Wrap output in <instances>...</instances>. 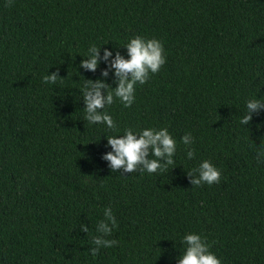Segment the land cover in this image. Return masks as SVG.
<instances>
[{
    "label": "trees",
    "instance_id": "obj_1",
    "mask_svg": "<svg viewBox=\"0 0 264 264\" xmlns=\"http://www.w3.org/2000/svg\"><path fill=\"white\" fill-rule=\"evenodd\" d=\"M135 35L159 39L166 63L130 107L107 106L114 129L89 124L81 76L105 65L85 72L81 56L90 44L125 54ZM48 70L63 79L44 83ZM255 97L264 0H0V264H175L186 232L221 264H264V111L240 123ZM145 127L172 134L174 165L112 172L105 137ZM205 159L220 181L192 187L187 172ZM105 207L118 244L93 256L79 225L94 233Z\"/></svg>",
    "mask_w": 264,
    "mask_h": 264
},
{
    "label": "clouds",
    "instance_id": "obj_2",
    "mask_svg": "<svg viewBox=\"0 0 264 264\" xmlns=\"http://www.w3.org/2000/svg\"><path fill=\"white\" fill-rule=\"evenodd\" d=\"M125 54L104 48L101 45L90 44L84 52L79 68L85 72L95 73L101 63L105 67L95 80L83 76L82 92L84 120L89 124L104 125L114 129L116 124L107 111V106L112 105L114 99L119 100L123 107L128 108L135 102L137 85H144L151 75L158 73L166 63V54L162 42L157 38H146L135 35L122 45ZM56 72H49L42 77L44 83L55 84L58 79H63ZM79 74V73H78ZM112 77V87L107 80ZM264 111V98H249L245 101V113L240 118L242 125H249L253 115ZM106 151L101 155V160L106 162L112 172L148 173L164 172L169 166L174 165L177 151V142L165 127H145L138 130L125 128L123 135L107 136ZM185 146L186 158L191 160L194 156L192 144L194 138L191 133H185L180 138ZM257 159H264V153H257ZM175 168V167H173ZM172 168V169H173ZM193 186L202 184L212 185L219 183L220 170L205 159L197 167L187 172ZM80 231L87 237L91 235L89 252L95 256L102 248L114 247L118 244L116 239H111L113 231L117 228V219L111 207L103 209L102 218L95 223L94 233L88 224L81 223ZM183 251L175 258V264H221V260L210 251L206 238L196 232H186L181 238Z\"/></svg>",
    "mask_w": 264,
    "mask_h": 264
}]
</instances>
